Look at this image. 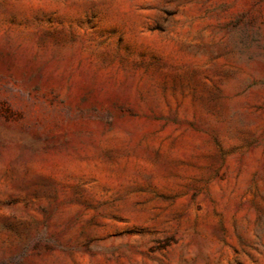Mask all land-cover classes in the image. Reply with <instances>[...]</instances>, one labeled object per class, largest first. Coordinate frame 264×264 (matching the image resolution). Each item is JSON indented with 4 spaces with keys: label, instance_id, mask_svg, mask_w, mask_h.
Masks as SVG:
<instances>
[{
    "label": "rangeland",
    "instance_id": "rangeland-1",
    "mask_svg": "<svg viewBox=\"0 0 264 264\" xmlns=\"http://www.w3.org/2000/svg\"><path fill=\"white\" fill-rule=\"evenodd\" d=\"M0 264H264V0H0Z\"/></svg>",
    "mask_w": 264,
    "mask_h": 264
}]
</instances>
